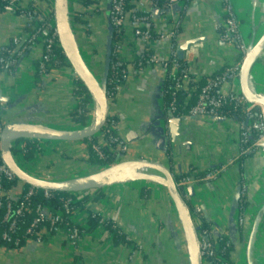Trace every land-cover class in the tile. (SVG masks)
Wrapping results in <instances>:
<instances>
[{"label": "crops", "instance_id": "1", "mask_svg": "<svg viewBox=\"0 0 264 264\" xmlns=\"http://www.w3.org/2000/svg\"><path fill=\"white\" fill-rule=\"evenodd\" d=\"M212 1L207 0L208 3H206V0H203L196 8L190 7L183 19L181 32L183 36L186 34L196 38L202 36L208 40V43L198 51L197 56L193 57L190 63L192 76L197 80L213 75L226 65L237 64L240 58L237 45L223 42L217 33L220 28H215L216 22L220 27L224 26L223 0ZM46 2L47 0H23L22 6L45 8ZM242 3L243 5L238 7V14L245 24L249 1L243 0ZM109 5L111 7L108 0L95 2L93 7L96 9L95 16L88 18L91 23L90 29H87V24H78L79 40L82 42L80 46L86 53L82 55L83 59L87 60L88 67L93 66V71L95 65L99 75L104 72L106 50L110 39L107 23ZM104 6L106 7L102 8ZM78 7L81 8V5ZM102 12L106 19L100 20V25H97L96 20ZM167 18L166 15L155 16L154 26L157 29H164L161 25L168 22ZM93 27L97 29L96 32ZM95 34L102 37L91 45L94 48L93 56L98 57L96 62L92 60L83 42L84 38ZM131 34L132 36L128 38V31H126L128 39L124 45L123 54L133 70L139 54L143 53L145 48L144 44L134 37L132 29ZM27 35L28 27L25 21L11 13L0 14V52L3 48L9 47L15 38L25 40ZM82 35H84L83 39H81ZM103 36H105L104 40ZM243 41L246 43L244 39ZM113 46L114 41L112 51ZM155 51L166 59L171 56V47L167 44H159L155 47ZM42 53L43 47L32 48L20 59L17 66L6 68L3 71L0 78V95H8L14 102L21 101L12 112L9 111L6 114L7 120L4 121L6 123H11L13 120L29 122L60 130L78 127L72 123L71 116L78 102L74 94L75 89L68 82L67 77H60L59 73L52 71L42 79L36 78L35 69ZM88 57H90L89 61ZM97 73L94 71L96 77ZM139 74L129 80L128 88L125 87L120 92L111 110V116L118 120L120 137H129L131 132L140 136L139 140L129 144L128 154L132 159H140L146 154V160L154 159L163 162L160 155H165L161 150L152 146L153 142L148 136L149 133L146 135L142 133L155 119L161 118L158 102L162 95L160 88L162 90L166 83V73L160 68L150 67L143 69ZM97 112L96 108H93L92 114L96 115ZM228 120L230 121L225 124H214L209 121L191 123L192 126L187 127L190 129L193 142L191 150L180 149L178 146L172 153L173 171L180 169L187 173L191 167L205 170L223 163L224 171L218 180L213 183L202 182L203 184L190 185L195 190V196L190 201L191 206H199L203 211L204 220L208 217L210 221L219 225L225 224L227 209L232 202L240 177H242L236 165L241 147L239 125L235 119ZM52 147L55 149L57 145H52ZM255 158L257 159V156ZM253 160L252 163L250 162L251 165L248 162L244 173L246 179H249L247 183L249 186L243 184V190L247 191L246 197L242 198V200L245 199L243 201L245 203L248 196L251 202L255 199V192L250 191L251 178L254 176L251 169L256 163ZM49 174L46 173V175ZM137 174L145 178H156L155 173L151 171L140 170ZM50 175L57 179L56 176ZM122 176L123 174L117 179L115 185L102 189L105 198L99 203L89 204V210L103 213L107 220L112 221L120 231L136 242L140 250L132 253L128 248L111 246L108 235L104 234L94 239L93 235H85L79 250L75 251L63 236L58 235L53 236L48 243L28 240L21 249L11 250L0 247V264H76V262L83 264H169L168 261L171 258L169 251L172 248H167L166 242L169 241L170 236L174 239L175 249L173 248V251H178L182 258L181 249L177 244L179 241L177 228L174 224V219L178 221L179 219L175 208L170 203L167 191L161 188L162 181L157 180L161 185L149 183L146 189L151 190L152 196L146 201L139 200L142 195L141 190L144 188L131 187L148 185L146 179L143 178V181L138 183H126L124 180L121 181ZM190 178L194 179L193 175ZM188 188L185 189L186 194ZM248 255V251L243 247L237 256L236 264H249L246 259Z\"/></svg>", "mask_w": 264, "mask_h": 264}, {"label": "built area", "instance_id": "2", "mask_svg": "<svg viewBox=\"0 0 264 264\" xmlns=\"http://www.w3.org/2000/svg\"><path fill=\"white\" fill-rule=\"evenodd\" d=\"M6 5L0 8V14L11 13L18 16L20 19L26 22L27 27H33L34 32L29 33L25 40L15 38L9 47L3 48L0 52V78L6 68L15 67L18 65L20 59L32 48L43 47V53L38 61V65L35 69L36 78L42 79L47 76L50 72L55 71L59 73L61 77L70 78L74 77V74L70 69L58 68L57 65H53L51 62L55 60L54 50L60 47L56 28L54 24V0H47L45 8H39L38 6L23 7V0H5ZM101 1V0H94ZM235 0H223V17H224V32L220 36V39L232 45H237L240 54L242 55L247 44L243 41L242 26L244 25L239 14L238 9L235 7ZM74 5L79 6V0H72ZM195 3V0H112L111 7L109 10V20L114 29V33L119 40L114 42V49L111 55L110 69L113 75L116 77L122 74L126 78L129 74L128 61L125 58L124 45H126V38L122 35H126L128 28L133 30L135 38L140 40L144 44V52L139 54L137 58V65L142 67L147 65L148 67L160 68L166 73V83L168 85V91L174 97L170 103L169 111L176 118H196V117H208L211 119L222 118L223 111L226 106H234L235 108L241 107L245 115L243 121H237L239 125L240 134V157L254 154L257 150L258 142H261L263 135L260 140L250 146L251 134L253 132L264 131V124L254 120L253 111L256 108L254 105L249 104L241 93L240 75L242 66L239 64L226 65L222 73L213 74L207 77L202 86H198L192 76L190 63L193 57L197 56L198 51L201 48L192 47L185 54L183 65L181 60L178 58V40L182 36L181 32L183 29L184 15ZM180 7L181 12L175 14L174 8ZM92 6L83 7L82 13L87 15L92 11ZM152 11L165 12L169 11L170 15L166 16L167 23L161 25L164 29H157L154 26L156 21L155 15ZM89 18V17H88ZM86 17L87 28H90L91 23ZM166 25V26H165ZM166 27V28H165ZM215 28L219 29L218 23H215ZM127 37V35H126ZM159 44H167L171 47V56L167 59L161 57L155 52V47ZM142 71V70H141ZM251 79V78H250ZM112 83L113 91L108 86ZM107 85V94L111 99L116 93H119L122 89V85H119V81L113 79L110 80ZM75 86L74 81L71 82ZM166 85V84H165ZM165 91V90H164ZM166 92V91H165ZM178 93H183L186 96V100L190 102L191 99L195 98V104L188 106V102L182 107L180 113L179 105L176 99ZM163 94V92H162ZM3 99L8 100V103L4 102ZM76 100L79 103L80 98L76 96ZM14 103V100L8 95H0V113L4 110L9 109V106ZM188 109L185 110L184 108ZM110 116L108 123L104 127L102 133L97 137L100 140H106V144H98L93 146L96 154L105 159V154L102 151V147H107L109 151L114 154H127L129 152V143L124 141L121 137H114L113 132L118 131V123ZM6 122L0 121V150H1V134L5 127ZM29 143L37 148H41L47 152L52 151L53 142L27 140ZM26 142H13L12 143V157L16 164L30 175L46 180H52L51 175L40 172L39 154L36 152L35 158L31 161H25L23 154L26 152ZM15 151H19L17 154ZM22 152V153H20ZM122 160V159H121ZM39 163V164H38ZM224 171L223 166L219 169H214L209 172L205 179L195 180L193 178H181L177 183L178 188L186 189L192 184H200L202 182L207 183L215 181ZM8 182L18 181L15 175L2 163L0 160V210H5L4 214L0 213V224H7V230L3 232L2 239L7 243L18 244L19 240L16 238L18 234L19 218L23 217L26 212H32L30 208V199L34 197L37 190L30 187L24 197L22 192L14 190H7L3 187L2 181ZM87 194H91V191L84 193L72 194L73 196L68 199H61L62 211H54L47 207L38 206L35 210V218L29 224L26 229V234L33 237L37 243H48L51 241L53 236H63L67 240L68 245L75 251H78L84 241V236L80 233L79 227H83L87 223V216L89 214L77 207L76 204ZM247 191L243 190V196L246 197ZM44 195L47 199L52 198V194L49 191H44ZM187 197V194H183ZM264 198L263 194H259L258 200L261 197ZM244 200V199H243ZM242 200V203H243ZM245 203V202H244ZM14 204L17 206L14 208ZM193 207V215L199 221L203 219V211L198 206ZM89 208V204L85 205V209ZM94 212V211H92ZM101 218L103 224L107 219L103 213L94 212ZM247 211L241 209L239 216V226L242 227L245 223ZM260 217L256 220L253 218V226L249 232V238L246 244L249 243L245 249L249 255L252 251V246L255 242V233L257 232L260 224ZM45 223H49L50 228H46ZM65 224V227L62 225ZM104 235L103 229H100L93 234V239L102 237ZM46 238V242H43ZM111 246V236H108ZM201 238V249L203 260L205 264H226V261L222 256L226 252V249L231 246V240L228 233H224L218 241L214 239L213 228L211 230L202 229L200 231ZM128 240L132 239L128 237ZM225 241V247L221 248V242ZM223 244V243H222ZM246 246V245H245ZM249 255L246 258L247 262H250ZM83 264V263H79Z\"/></svg>", "mask_w": 264, "mask_h": 264}, {"label": "water", "instance_id": "3", "mask_svg": "<svg viewBox=\"0 0 264 264\" xmlns=\"http://www.w3.org/2000/svg\"><path fill=\"white\" fill-rule=\"evenodd\" d=\"M108 1L109 4H111L112 0ZM202 1L203 0H195V3L191 5V8H196ZM206 3H208L207 0ZM76 6L78 7V5H74V3H72V0H54L53 13L56 35L62 53L67 60L68 66L71 68L76 80L82 83L88 91L89 95L92 98L93 106H95L96 111H98L99 117L91 125H88L83 129L75 127L69 130H60L58 128L45 127L42 125L31 124L29 122H17L13 120L11 121V123H6L2 131L0 159L2 163L15 175L17 180L21 183L33 187L39 191H49L63 194L84 193L110 187L116 184V182L118 181L117 179L122 174L132 169L146 170L157 173L163 178L161 183L165 187L170 197L180 225L182 226L188 264H205L201 249V228L197 226L196 221L194 220V215L190 203L192 197L195 196V190L193 187H189L187 189V197H184L182 195L176 183L175 177H182L184 171L180 169L172 171L169 164V159L166 155L169 149H171L173 153L174 151H176V147L178 146L180 147V149L184 148L187 151L191 150L193 142L190 136V129L187 128L189 126H192L190 125L191 123L209 121L214 124H225L230 120L222 118L211 119L208 117L176 118L170 112H168L166 117L162 116L160 119H155L149 127L144 129V132L142 134L146 135L149 133L148 136L151 137L153 142L152 146H155L156 149L161 150L162 153L166 156L168 162L165 163L158 160L122 159L111 166L101 169L98 168L93 172H88L81 176L74 175L70 178H53L52 180H46L30 175L29 173L21 169L14 161L12 157L13 142H17L20 140H36L53 143H81L92 138H97L104 130V127L108 123V120L111 116L112 107L110 105V98L107 94V81L111 64L114 29L110 23L108 16L107 23L110 31V39L108 41L106 50L104 72L100 77V75L97 73L96 66L94 65V71L95 73H97L96 77L94 75L93 66L88 67L89 64L84 61L82 56L86 53L83 49H81L82 47L79 43L80 28L74 21L75 12L79 11L76 9ZM109 10L110 5L108 6V11ZM181 11L182 9L180 7L174 8L175 14ZM152 12L156 17L160 15H170L169 11ZM207 43V38L202 36L196 38L193 36H189V34H186L185 36L182 35L181 37H179L177 43L179 60L183 61L185 59L186 52L189 51L192 47L203 48ZM260 44H264V37L260 41ZM256 49L257 48H254L252 51ZM251 53H248L247 59L242 66L240 75L241 93L249 104L260 105L264 107V95L258 94L259 96L256 97L250 96L247 86L248 77L250 79V71L254 63H251V67L248 73H245V68L247 67V64L250 63L249 58L251 57ZM89 59L90 57H88V61ZM162 90L160 88L161 94ZM3 101L8 103V100L6 99H3ZM19 102L21 101H15L9 106V109L1 112L0 121H4L5 119H7L6 114L9 111L12 112L17 107ZM139 138L140 136L137 135V133L131 132L129 137H123L122 139L130 144L139 140ZM243 189V185L239 181L235 189V193L233 194L232 202L227 209V216L224 220L225 224L219 225L215 222L210 221L208 217H205V221L211 223L212 225L213 236L216 241H218L224 233H228L231 242L235 245L236 248H239L237 256L248 241L250 232L249 219L252 218V216L250 217V213L248 212L245 218L244 225L242 227L239 226ZM240 229H243L244 231L242 234L243 237L245 236V238H247L244 245H242L243 243L241 242L239 236Z\"/></svg>", "mask_w": 264, "mask_h": 264}, {"label": "trees", "instance_id": "4", "mask_svg": "<svg viewBox=\"0 0 264 264\" xmlns=\"http://www.w3.org/2000/svg\"><path fill=\"white\" fill-rule=\"evenodd\" d=\"M79 2H80L79 5H81V8L83 9V7L85 8L87 6L94 7L96 1H94V0H79ZM4 5H6V1L0 0V8L3 7ZM30 7H34V6H30ZM30 7H29V9H30ZM94 14H95L94 12L89 11V13L87 15H85V13L76 11L75 15H74L75 16L74 21L76 24H79V25L83 24L84 25V24H86L85 18L95 16ZM127 31H128V38H129L132 36L131 28H128ZM28 32L33 33L34 32L33 27H28ZM223 32H224V27H220V29L217 33L221 36ZM122 36L125 37L126 40L128 39L126 37L125 33ZM119 39H120V37H117V35L114 33L113 41L115 42ZM79 43L82 44L81 40H79ZM54 56H56V58H55V60H53L51 62L53 65H57L58 68H70L67 64V60H66L65 56L63 55L60 47H58L57 49L54 50ZM241 56L242 55L240 54L239 61L241 59ZM111 61H112V59H111ZM181 63L183 65H185V63L183 61ZM128 68H129V74L126 78H124L122 76V74H120L119 76L116 77L115 75H113V72L110 69L107 85H109L110 80L113 79V76H114L115 80L119 81V85H122L121 91H123L125 87L128 88L130 79H133L135 76H138L139 73L141 74V72H142L141 70H143L145 68L148 69L150 67H148L147 65H143L142 67H139L137 65V63H135L134 68L132 70L131 65L128 63ZM223 69H221L220 71H218L214 74L222 73ZM205 79L206 78L201 79V80H197L196 78H194V80L196 81L195 83L198 86H202L205 82L204 81ZM74 84H75L74 94L78 98H80V102L78 103L77 108L71 114L72 123L78 127L84 128V127H87L89 125L88 124L89 118H90L88 115L90 112L89 107L91 104H93V101H92V98L89 95L88 91L86 90V88L83 86L82 83H80L78 81H74ZM165 84L166 85L163 88V94L160 96L159 102H158L160 117H162V116L166 117L167 116L170 103L174 100L173 99L174 97L171 95V92L168 91V89H167L168 88L167 83H165ZM113 86L114 85L112 83H110L108 88L111 91H113ZM120 92L116 93L110 99V105L112 108H113V105L117 102V97L120 94ZM175 97H176L178 105H179V109H180L179 112L183 113L181 109H182V107H184V104L188 102L186 100V96H185V94L183 95V93L182 94L178 93ZM195 101H196L195 98L191 99L190 102L187 103L188 106L195 104ZM188 106H187V108H184V109L187 110ZM252 115L254 117V120H256L260 123H263V118H262V113H261L260 108L256 107L254 109ZM223 116L227 119H235L237 121H243L245 119V115H244L241 107L235 108L234 106H229V105L224 108ZM5 120H7V119H5ZM111 120L118 122V120L114 119V118ZM262 135H264L263 131L253 132L251 134L250 146L255 145L260 140ZM113 136L114 137H120L118 131L113 132ZM19 142H26L27 143L26 152L25 153L20 152L24 155L23 158L25 161H31L32 159H34L35 154L38 151L37 152L39 154V160L38 161H39V163L43 162L42 167H40V169H39L40 172L50 173L53 176H56L57 178H60V179L72 177V174L64 172L65 170H63V167H61V166H63L62 164H66V162H68L72 165H77V167L83 166V167H85L86 171L93 172V171L97 170L98 168L101 169V168L111 166V165L117 163L121 159H124V160L132 159L128 153L122 154V155H119V154L116 155L112 151H109L107 149V147H102V151L105 154V159L99 157L96 154V152L94 151L93 146L98 145L100 143L106 144V140H100L98 138H92V139L86 140V141L81 142V143H57V148H55L49 152H47L41 148L39 149V148L35 147L31 143H29V141H27V140H20ZM36 144H37V141H36ZM256 150H257L256 154H253V155L251 154V155H247L244 157H240L236 161V163H237L236 165L238 166L239 172L242 175V177H240V182L242 185L244 184L246 186V184L248 183V180L244 176V173L246 172V165H248V162L252 163V160L257 156V154L260 151L259 149H256ZM18 152L19 151H15L16 154ZM166 156L169 159V164L171 166V170L173 171V155H172L171 149H169ZM253 161L256 162V158ZM251 163L249 165H251ZM57 164H59V165H57ZM222 166H223V163L221 165H218L215 167H208L205 170L191 167L187 173L183 174L182 177H178V176L175 177L176 183H178L181 180V178H187V177H190L192 175H193L195 180H203L206 178V176L209 172L213 171L214 169H219ZM221 176L222 175H220L218 177V179ZM215 181H210L209 183H213ZM2 184H3V187L7 190H13V189L15 190L16 189L17 192L18 191L22 192L21 193L23 195L22 197L25 196V194L27 193V191L30 188V186H27V185L21 183L20 181L8 182L6 180H3ZM247 186H249V184H247ZM179 190L182 193V195L185 193L184 189L180 188ZM141 191H142V195H141L139 200H146L147 201L150 199V196H152L151 190L143 189ZM51 194H52V198L47 199L44 195V191L37 190L36 195L30 199L29 204L31 206L30 208L33 211L32 212H26L23 217L19 218L20 229L18 230V234L16 236V238L19 240L17 245H15L14 242L13 243H7L6 241H4L2 239L3 232H5L7 230V224L6 223L0 224V247H5V248L11 249V250L21 249L22 247H24L28 240H34L33 237H30L26 234V229L29 226V224H31V222L33 221V219L36 216V214H35L36 208L38 206H42V207H47L49 209H52L54 211H62L61 208H62L63 203L61 202V199H68V198H71L73 196L72 194H63V193H54V192H51ZM257 194L259 196L260 191L254 194L255 195V197H254L255 202L254 201L251 202V198H250V196H248L247 202L246 203L243 202L241 204V209H243L244 211H247V213L249 212L250 216H252L251 215L252 213L254 215V211L257 207V203H258ZM104 198H105V195H104L102 189L93 190V191H91L90 195L89 194L85 195L84 197H82V199L80 201L77 202L76 206L80 207L81 212L83 210L89 214V216H87V218H86V220H87L86 225L83 227H81V226L79 227V230H80V233L82 234V236L93 235L101 227L104 231V234L111 236V241H112V244L114 247H125V248H128L129 250H131L132 253L137 251V250H140L137 243L134 241L128 240V236L125 235L122 231H120L112 221L106 220L102 224L101 218L96 213L89 210V208L85 209L86 204H96V203H99ZM244 201H245V199H244ZM170 203H171V205H173L171 200H170ZM16 206H17V204H14L13 207L15 208ZM191 209L193 211L192 206H191ZM0 213L4 214L5 210H0ZM194 220L196 221L197 226H199L200 228L211 230V227H212L211 223H208L204 219H202V221H199L195 217H194ZM44 226H46L47 229L50 228L49 223H45ZM63 226L65 227V224L62 225V227ZM252 226H253V218L249 219V231H251ZM243 232H244L243 229H240L239 236H240L241 242L243 243L242 245H244L245 241L247 240V238H245V236L243 237V235H242ZM173 240L174 239L170 236L169 241L166 242L167 248H169V249L172 248L171 251H169L171 258H169L170 261H168V263L169 264H188L187 259H184L183 255L181 258L178 251H173V248H174L173 247ZM43 242H46V238H44ZM223 247H225V241L221 242V248H223ZM238 251H239V248H236L233 243L231 244V246H229V248L226 249V252L224 253L226 255L222 256L223 259L226 261V264H236L237 263L236 260H237ZM76 264H79V263L76 262Z\"/></svg>", "mask_w": 264, "mask_h": 264}, {"label": "rangeland", "instance_id": "5", "mask_svg": "<svg viewBox=\"0 0 264 264\" xmlns=\"http://www.w3.org/2000/svg\"><path fill=\"white\" fill-rule=\"evenodd\" d=\"M243 0H235V7L236 9H238L239 5H243L242 3ZM249 1V7L247 8L249 11L247 13V20L245 22V24L242 26V33H243V38L246 41V50L245 52L242 54L241 59L239 61V64H241V66H243L245 60L247 59L248 53L252 52V50L254 48H258V43L263 39L264 37V0H248ZM103 6V5H102ZM106 6L102 7L105 8ZM76 9L79 11H83L80 7L76 6ZM93 9V8H92ZM94 11V9L92 10ZM106 19L105 14L102 12L100 14V17L96 20V24L100 25V20ZM95 27V26H94ZM93 27V29L95 30V28ZM90 29V28H87ZM97 30V29H96ZM95 30V32H96ZM93 33V32H92ZM87 34V33H86ZM250 36V38H249ZM83 39L84 35L81 36ZM90 37V38H89ZM102 37L98 35H91L88 36L87 38H84L83 42L86 45V50L90 53V56H92V60L93 61H97L96 59L98 58L97 55L93 56V52H94V48L91 47L92 43L97 42V40L101 39ZM105 39V36H103V40ZM250 41V42H249ZM101 45L103 46V51H104V43L102 42ZM99 49H102L99 47ZM100 51V50H99ZM261 55V56H260ZM94 58V59H93ZM251 71H250V78L248 77V81H247V85L249 90L252 89L255 92V96L258 94L264 95V49H258V53L255 56V59ZM70 69V68H67ZM242 70V69H241ZM102 76V73H100V77ZM68 82L71 83L73 81H77L75 77H71L67 78ZM100 80V78H99ZM72 85V84H71ZM73 86V85H72ZM75 89V86H73ZM257 108L261 109V113H262V118H263V124H264V107L260 106V105H254ZM93 108H95V106H93V104L90 105L89 109V122L88 124L91 125L92 124V110ZM79 129H83L82 127H78ZM264 132V131H263ZM264 138V135H263ZM258 146H256L257 149H259V154L257 155V159H256V163L253 166V168L251 169L252 172L254 173V176L251 178V188L250 191L251 192H259L260 194L264 195V143H263V139L261 142L257 143ZM53 145H57V143H53ZM45 154V153H44ZM261 155V156H260ZM146 154L142 156V160H146L145 159ZM261 157V158H260ZM161 160L165 163L168 162L167 158L163 155H160ZM154 160V159H152ZM234 161V160H232ZM43 162L40 164V167H42ZM59 165V164H57ZM63 166V170H65L64 172L67 173H72V175L75 176H81L84 175L86 173H88L89 171L85 170V167L83 166H78L77 165H72L68 162H66V164H62ZM251 167V166H250ZM251 170H249V173L251 174ZM140 171V170H137ZM136 170H131L130 172H128V174H123V176L121 177V181H126V183H138L140 181H143V178L141 175L137 174ZM142 173V172H141ZM144 174V173H143ZM156 178L154 177H146V181L148 182V185L146 186H131V187H137L136 189H139L141 187L146 189V187L149 186V183L151 184H155V185H161L158 184V181L160 182V180L162 181V177L158 174H156ZM158 180V181H157ZM249 180V179H247ZM161 188L166 191L165 187L163 185H161ZM160 188V189H161ZM253 189V190H252ZM108 192L110 190H107ZM107 192V193H108ZM261 197V196H260ZM259 198L258 194H257V199ZM244 201V200H243ZM252 218H254L255 220L259 217L261 219L260 224L257 225L258 229L257 232L255 233L256 237H255V242L252 246V251L251 254L249 255V264H264V198H260V200H258L257 203V207L254 211V215L253 213L251 214ZM251 217V216H250ZM174 224L176 229V233H177V237L179 239L178 241V245L180 247V252L181 255H183L184 259H187V253H186V248L184 245L185 239L183 236V230H182V226L180 225V222L177 219H174ZM253 231V230H252ZM251 231V232H252ZM247 243V242H246ZM246 246H244V248L246 249L249 245L245 244ZM247 263V262H246Z\"/></svg>", "mask_w": 264, "mask_h": 264}, {"label": "bare ground", "instance_id": "6", "mask_svg": "<svg viewBox=\"0 0 264 264\" xmlns=\"http://www.w3.org/2000/svg\"><path fill=\"white\" fill-rule=\"evenodd\" d=\"M72 40H73V38H72ZM258 45H260V46H259L256 50L252 51V53H251V57L249 58L250 63L247 64V67L245 68V73H248V71H249V69H250V67H251V63H252V61H254L255 56H256V54L258 53V49H264V44L261 45L260 42H259ZM260 56H261V55H260ZM86 61H87V60H86ZM247 86H248V85H247ZM248 90H249V88H248ZM249 93H250V96H253V97L259 96V95H256V96H255V92H254L252 89L249 90ZM98 117H99V115H98V112H97L96 115H93L92 121L95 122V121L98 119ZM93 122H92V123H93ZM263 143H264V138H263ZM132 183H133V182H132Z\"/></svg>", "mask_w": 264, "mask_h": 264}]
</instances>
